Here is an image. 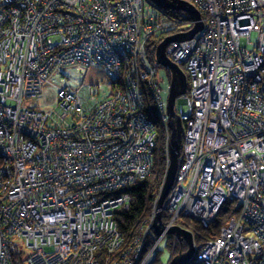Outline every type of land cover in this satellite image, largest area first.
<instances>
[{
    "label": "built area",
    "instance_id": "1",
    "mask_svg": "<svg viewBox=\"0 0 264 264\" xmlns=\"http://www.w3.org/2000/svg\"><path fill=\"white\" fill-rule=\"evenodd\" d=\"M146 1L0 0V264H24L22 242L25 264H149L170 228H185L182 215L207 225L228 198L237 215L196 260L264 264V0H188L203 28L166 46L188 86L161 207L171 129L147 43L195 21ZM70 64L101 68L111 91L84 102L79 89L54 85V70ZM45 85L57 106H26ZM163 141L162 182L125 233L115 211L131 207L127 187L152 174Z\"/></svg>",
    "mask_w": 264,
    "mask_h": 264
},
{
    "label": "trees",
    "instance_id": "2",
    "mask_svg": "<svg viewBox=\"0 0 264 264\" xmlns=\"http://www.w3.org/2000/svg\"><path fill=\"white\" fill-rule=\"evenodd\" d=\"M162 10L176 17L189 18L188 15L182 11H173V10H166V9H162ZM202 14L203 12H201V15ZM166 36H168L167 33H160L150 38V40L147 43V55H148L149 61L153 64L154 68L156 69V74L159 69L161 68L164 69V77L167 79L168 86H169L170 79H171V73L169 69L167 67H163L157 64L155 60L156 46ZM110 84H111V89H112V83L110 82ZM160 85L163 88L165 98H167L168 86L165 87L162 84ZM164 146H165V143L163 141V142H160L158 147L156 148V153L154 156V162H153V167H152V174H150L146 178H143V179H140L134 182L133 184L127 187L128 191L131 193L132 200H133L131 207H129L128 209L120 208L115 211V218L118 221L119 227L125 233L129 231L134 221L138 218V216L142 212L145 206L146 195L148 194L149 188L151 191L149 193L151 197L157 193L158 187L160 186L162 182V179L164 177V173L166 170V164H167ZM181 151H182V145H181ZM181 151H180V155H181ZM180 155H179V160H180ZM236 205L237 204L235 200L230 199V198L226 199L221 206L217 219L214 222L209 223L207 225L200 223L198 220L191 218L188 215L181 216L179 223L183 227L191 230L192 233L194 234V240H195V244L197 247V251L205 243L207 239L218 235L221 225L228 218L237 215L238 208ZM164 220H165V216L162 214V221ZM165 245H167L168 248L170 249L167 261L163 262L159 258V252H160V248H159V251L156 257L149 264H168L175 255L187 249L186 243L179 241L172 234L167 235V243H165ZM15 261L17 263L19 262L18 257H16ZM187 264H201V263L197 261L196 256H194Z\"/></svg>",
    "mask_w": 264,
    "mask_h": 264
},
{
    "label": "water",
    "instance_id": "3",
    "mask_svg": "<svg viewBox=\"0 0 264 264\" xmlns=\"http://www.w3.org/2000/svg\"><path fill=\"white\" fill-rule=\"evenodd\" d=\"M156 8L166 10L182 11L188 14L194 21L193 27L183 33H176L166 36L157 46L155 50L156 63L167 67L171 73V79L167 90V116L171 129V139L169 144L170 163L167 169L164 188L160 196L159 207L162 206L164 198L168 194L174 183L176 172L178 169L179 155L182 144V120L178 114V109L185 102V93L187 91V75L181 67L172 62L166 54V46L174 40H183L192 38L197 32L203 28V20L200 10L188 0H149ZM161 213H158L157 221H160ZM158 229V226H156ZM158 232H161L158 230ZM170 233L174 234L177 239H184L188 248L184 252L175 255L168 264H187L195 254L194 236L192 231L173 225Z\"/></svg>",
    "mask_w": 264,
    "mask_h": 264
},
{
    "label": "rangeland",
    "instance_id": "4",
    "mask_svg": "<svg viewBox=\"0 0 264 264\" xmlns=\"http://www.w3.org/2000/svg\"><path fill=\"white\" fill-rule=\"evenodd\" d=\"M146 6L151 9L153 8L152 3L149 0L146 1ZM157 77L160 84L165 87L168 86V81L164 77L163 68L157 71ZM50 79L54 85H68L71 88L79 89L80 95L85 99L84 102H86V97H89L92 94L95 95V100H99L111 91L110 81L106 78L104 71L98 67H87L77 64L63 65L54 70V73ZM97 84H100V87H97ZM26 106L38 109L45 107H56L57 105L55 102L54 87L52 85H45L42 96L26 100ZM165 243H167V237L160 244L159 247V258L163 262L167 261L170 251V249L167 245H165ZM194 245L196 252L197 247L195 244V240ZM21 247L24 250L22 254V261L25 264L30 249L26 246L25 242L21 243Z\"/></svg>",
    "mask_w": 264,
    "mask_h": 264
},
{
    "label": "bare ground",
    "instance_id": "5",
    "mask_svg": "<svg viewBox=\"0 0 264 264\" xmlns=\"http://www.w3.org/2000/svg\"><path fill=\"white\" fill-rule=\"evenodd\" d=\"M220 209H221V208H220ZM219 212H220V210H219ZM218 215H219V213H218ZM218 215H217V217H218ZM217 217H216V219H217ZM216 219H215V220H216ZM215 220H214V221H215ZM214 221H213V222H214ZM211 223H212V222H211ZM178 240H179V239H178ZM179 241L186 243V241H185L184 239L179 240Z\"/></svg>",
    "mask_w": 264,
    "mask_h": 264
}]
</instances>
